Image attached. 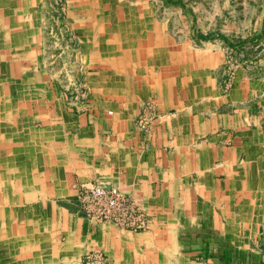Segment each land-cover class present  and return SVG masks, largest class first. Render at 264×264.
Instances as JSON below:
<instances>
[{
    "label": "crops",
    "instance_id": "0c3cea01",
    "mask_svg": "<svg viewBox=\"0 0 264 264\" xmlns=\"http://www.w3.org/2000/svg\"><path fill=\"white\" fill-rule=\"evenodd\" d=\"M66 1L57 43L54 0H0V264H264V24L217 33L254 63L228 82L197 16ZM81 184L119 188L146 228L88 218Z\"/></svg>",
    "mask_w": 264,
    "mask_h": 264
},
{
    "label": "rangeland",
    "instance_id": "374dc122",
    "mask_svg": "<svg viewBox=\"0 0 264 264\" xmlns=\"http://www.w3.org/2000/svg\"><path fill=\"white\" fill-rule=\"evenodd\" d=\"M118 0H107L109 3ZM130 1L137 0H121V3H128ZM144 1V0H139ZM149 4H152L154 13L162 19H170L169 29L173 30L176 28V23H180V19L183 20V24L186 27L184 28L185 32L191 30L189 26L192 22V17H198L199 22L197 28L194 29V32L197 33L199 30L201 33L210 34L212 39H215L217 36L218 42L216 45L224 49L227 60V77L229 78L228 82L233 79L238 67L240 65H249L253 66L254 63L248 62L244 57L241 56V52L237 51L236 48L222 41V38L218 37L217 33L220 34H229L232 42L236 43L238 38L233 35H237L240 32H249L251 28L256 27V25L264 24V0H146ZM54 6H56L57 18L62 19V23H59L57 27H51L50 32L53 36L57 35L55 29H58V35L55 39V42L58 43L59 39L64 35H70V29L65 23L67 18V13L69 10V5L66 0H54ZM121 10L120 12H123ZM196 20V18H195ZM177 21V22H176ZM199 25V27H198ZM193 27V26H192ZM261 28H264L262 25ZM264 33V29L262 30ZM231 43V44H234ZM255 43H248V49L254 61L257 59H264V38L260 41L258 46H255V49L249 46L254 45ZM253 60V59H250ZM260 73L264 76V63L262 66H259ZM156 112L154 108L148 106L145 111L142 112L138 118V126L143 131H149L150 127L156 120ZM148 117L154 119L147 128H143L140 124L141 118ZM158 117V114H157ZM80 202V201H79ZM81 205V203H80ZM86 213V216L90 219L97 221L108 222L117 227L113 222L95 219L89 216V214L83 209ZM120 228V227H119ZM101 253V252H95ZM91 254V253H90Z\"/></svg>",
    "mask_w": 264,
    "mask_h": 264
},
{
    "label": "built area",
    "instance_id": "2783aa9c",
    "mask_svg": "<svg viewBox=\"0 0 264 264\" xmlns=\"http://www.w3.org/2000/svg\"><path fill=\"white\" fill-rule=\"evenodd\" d=\"M153 119L154 117L141 118L140 124L143 128H147ZM78 200L90 217L113 222L122 229L141 231L148 224L143 209L117 187L81 184L78 189ZM87 258L90 264H104L106 259L102 252L91 253Z\"/></svg>",
    "mask_w": 264,
    "mask_h": 264
}]
</instances>
